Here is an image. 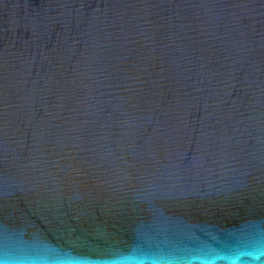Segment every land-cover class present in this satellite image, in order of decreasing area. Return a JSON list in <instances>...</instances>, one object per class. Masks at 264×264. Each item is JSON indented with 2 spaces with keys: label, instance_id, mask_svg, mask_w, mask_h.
Here are the masks:
<instances>
[{
  "label": "water",
  "instance_id": "1",
  "mask_svg": "<svg viewBox=\"0 0 264 264\" xmlns=\"http://www.w3.org/2000/svg\"><path fill=\"white\" fill-rule=\"evenodd\" d=\"M0 264H264V0H0Z\"/></svg>",
  "mask_w": 264,
  "mask_h": 264
}]
</instances>
